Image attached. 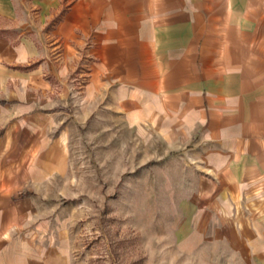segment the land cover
I'll return each instance as SVG.
<instances>
[{
  "label": "rangeland",
  "instance_id": "obj_1",
  "mask_svg": "<svg viewBox=\"0 0 264 264\" xmlns=\"http://www.w3.org/2000/svg\"><path fill=\"white\" fill-rule=\"evenodd\" d=\"M34 1L12 0L18 22L30 9L36 19ZM70 1L62 0V13ZM56 15L38 33L0 14V37L31 42L27 59L7 62L0 55V61L9 74L20 75L8 87H27L38 99L28 122L43 124L44 133L28 138L43 142L29 150L41 155L45 200L59 205L71 264H264V179L247 175L242 182L228 165L219 168L206 135L222 93L205 83L197 95L190 84L188 93L137 92L119 107L106 97L88 102L91 63L81 50L60 61L64 48L52 44ZM204 30L199 42L211 46L213 29ZM208 55L198 68L208 66L204 71L211 74L213 52Z\"/></svg>",
  "mask_w": 264,
  "mask_h": 264
},
{
  "label": "crops",
  "instance_id": "obj_2",
  "mask_svg": "<svg viewBox=\"0 0 264 264\" xmlns=\"http://www.w3.org/2000/svg\"><path fill=\"white\" fill-rule=\"evenodd\" d=\"M34 5L36 19L28 4L30 17L18 22L12 0H0V14L17 21L21 30L38 33L57 14L52 44L64 48L60 61L84 51L91 63L86 101L106 97L119 107L137 92L188 93L191 84L198 95L205 83L212 84L222 94L206 135L212 138L218 167L228 165L242 182L247 175L264 179V0H72L63 13L62 0H35ZM206 27L213 29L207 35L212 36L211 46L199 42ZM12 41L0 37V55L7 62L27 59L30 40ZM209 51L212 69L206 74L208 66L200 71L198 61L209 62ZM0 62V90L7 93L0 97V264H71L58 222L59 205L50 207L45 200L41 155L29 150L43 142L28 138L29 133H44L43 124L28 122L37 115L38 99L27 87L9 88L20 75L9 74ZM46 208L52 209L47 218Z\"/></svg>",
  "mask_w": 264,
  "mask_h": 264
}]
</instances>
